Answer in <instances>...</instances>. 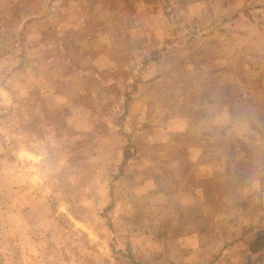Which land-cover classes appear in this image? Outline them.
Here are the masks:
<instances>
[{"label":"rangeland","instance_id":"rangeland-1","mask_svg":"<svg viewBox=\"0 0 264 264\" xmlns=\"http://www.w3.org/2000/svg\"><path fill=\"white\" fill-rule=\"evenodd\" d=\"M0 264H264V0H0Z\"/></svg>","mask_w":264,"mask_h":264}]
</instances>
